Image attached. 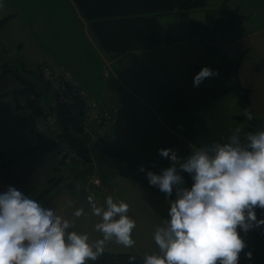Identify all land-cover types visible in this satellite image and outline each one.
<instances>
[{
    "label": "crops",
    "instance_id": "1",
    "mask_svg": "<svg viewBox=\"0 0 264 264\" xmlns=\"http://www.w3.org/2000/svg\"><path fill=\"white\" fill-rule=\"evenodd\" d=\"M31 1L19 0L16 6L20 9L11 7L15 8L22 16V20L19 19L20 21L16 24V28L19 30L24 29L30 23L29 19L25 21L24 16L31 6ZM67 2L71 7H74L77 17L82 22L81 34L85 48L72 50L74 47L68 46L64 43L66 41H62L59 36L54 34L55 28L53 25H60L61 18L64 19V16H62L63 9H60L56 11L58 14L54 22L48 21L47 24L41 26L44 30L49 25V32L43 35L40 34V36L43 43L47 41L52 44L41 54L38 64L41 66L47 58L65 64L79 78L93 98L101 101L109 100L118 107L120 118L124 120V126L114 139L117 146L122 147L120 144L126 142L127 137L138 142L139 138L136 136L142 135V141L148 142V138L144 137L153 136L154 143L152 142L148 147L154 146L157 148V154L154 153V156L153 154L151 156V153H153L151 150L149 154H144V157L137 153L135 149L126 148V150L157 166L152 161V157L156 158L159 152L158 149L161 148V136L157 131L159 129L170 135L177 144L179 143L176 148L182 156L187 155L193 148L200 145L215 140L227 139L236 127H240L245 131L244 127L249 123L245 119L238 120L235 118V116L243 114L245 108L239 103L235 91L224 92L228 81L221 72L226 62L235 61L243 51H245V54L238 67V79L241 85L248 89V102L251 113L257 118H264V0H207L205 7L191 9L188 12V17L202 23L206 21L208 9L216 10L220 7L228 10L238 9L240 13L245 15L243 22L238 24L235 29L219 34L214 43H210L200 34H193L190 28L186 27L188 24L185 20L181 19L178 14L172 13L179 16L184 28V32H180L176 36L178 39L154 47L112 53H104L99 48L88 30L86 21L79 14L73 1L67 0ZM15 17H18V13L14 17L11 15L3 26L6 28L10 23L8 21H12ZM249 20L254 21L255 24L245 26ZM70 30L72 37L77 35L76 28L74 31ZM23 44V42L18 44L20 46L18 50H23ZM208 44H215L217 50L215 55L218 56L220 65L211 63L215 59V55L207 48L206 45ZM60 47L62 49L64 47V49L60 50ZM68 49L72 52L80 50L86 55V58L78 59L79 61L70 59L68 56H71V52ZM4 50L6 55L9 56L6 47H4ZM210 55L214 56L209 60ZM14 58L16 62L10 64L3 59V54L0 52V63L6 62L16 69L18 62L23 66L26 65L25 57L15 56ZM14 58L12 57V59ZM98 59L100 63H97ZM204 65H209L218 70V74L205 78L199 86H195L193 76ZM97 77H103V79L111 77L116 84L127 88V91L133 97H136L144 108L146 107L152 111L153 117L151 119L156 125L158 124L157 130H153H156L158 134L145 129L144 122L138 119L133 121V125L131 118L128 117L126 107L115 102L113 97L111 99L99 96L93 90V84L96 83ZM16 85L17 81L11 73L2 75L0 77V94L10 91ZM96 95L98 98H96ZM3 100L10 101V113L5 112L1 102ZM122 109L126 110L123 112ZM22 112L23 110H20L19 113ZM19 113L16 111L15 101L11 95L7 94L0 97V190H5L8 185H14L23 192L35 193L46 203L55 205L58 213L69 218H73L72 214L75 208L83 207L84 214L74 218L76 222L73 227L77 231L87 232L89 239L96 240L100 238L102 233L95 229V224L100 218L91 212L87 196L91 193L98 204H103L108 195H112L114 199H117V186H111V180L108 178L102 180L99 177V163L98 161L96 163V160L93 159L92 167L95 168L97 176L100 178V185L92 183L88 180V177H86V180L82 179L84 182H80L79 176L73 177L70 175L69 179L73 182L71 188L55 191L48 199L45 195L41 196V192L45 189L47 182L54 175V170L59 167V164L45 151L39 150L20 156L23 151L21 147L23 135L21 125L18 122ZM8 117H11V123L6 121ZM140 123L141 125L143 123L144 127H140ZM133 126L134 129L128 130ZM168 140L170 141V139ZM168 140L162 141L167 142ZM16 155L20 157L16 161L10 162V158ZM167 165L168 163L157 168ZM122 177L132 178L133 181H136L133 182L136 184V191L130 190L127 184L124 183L122 200L127 201L130 205L129 215L134 216L131 208H134L138 213L136 218L134 216L136 226L132 234L139 236L144 228L149 231L154 226L147 221L148 224H144L141 215L144 213L145 218L146 215L149 218L151 213L156 212L155 209H160L163 199L169 198L144 186L133 176ZM160 211L162 215L167 213ZM261 211L264 213V210L261 209ZM245 239L247 241L245 251L251 249L253 255L248 258L242 252L239 264H264V227L249 230L245 234ZM106 246L116 249L115 240L109 241ZM136 252L140 253L139 251ZM142 256L144 257V255Z\"/></svg>",
    "mask_w": 264,
    "mask_h": 264
},
{
    "label": "clouds",
    "instance_id": "2",
    "mask_svg": "<svg viewBox=\"0 0 264 264\" xmlns=\"http://www.w3.org/2000/svg\"><path fill=\"white\" fill-rule=\"evenodd\" d=\"M217 74L204 65L193 83L199 86ZM158 151L170 163L159 171L141 168L150 185L166 198L175 193V198L155 228L157 250L146 253L142 264H239L242 252L251 258L245 234L264 226V215L256 211L264 210V126L246 132L236 127L227 139L200 145L184 156L172 147ZM87 200L100 218L95 229L102 236L94 241L73 227L83 207L69 218L35 193L14 185L0 190V264H89L109 241L135 244L136 220L127 201L108 195L98 204L91 193Z\"/></svg>",
    "mask_w": 264,
    "mask_h": 264
},
{
    "label": "trees",
    "instance_id": "3",
    "mask_svg": "<svg viewBox=\"0 0 264 264\" xmlns=\"http://www.w3.org/2000/svg\"><path fill=\"white\" fill-rule=\"evenodd\" d=\"M79 14L86 21L89 32L97 42L99 48L104 53H112L129 49H139L167 44L178 39L172 35L159 21V13H175L191 26H196L204 30H211L220 34L226 33L244 21L245 15L238 9L228 10L220 7L216 10H207L205 22H200L188 17L191 9L202 8L207 5V0H72ZM10 16L4 17L5 22ZM210 51H215V44H208ZM217 52V50L215 51ZM245 54L243 51L235 61H228L224 64L221 72L226 77L228 84L224 92L235 91L238 95L239 103L249 109L248 89L243 87L238 79V67ZM26 69V68H25ZM28 70V69H26ZM32 71V70H28ZM6 73H11L17 81V85L5 93L11 95L15 101L16 111L19 113L18 122L21 125L23 141L22 155H28L34 151H45L48 154H56L58 149V138L63 139L76 150L79 156L84 159V169L92 171V161L97 160L99 166L105 168H115L121 176H133L140 183L151 190L165 196L157 187L150 185L146 177L145 169L159 171L152 162H143L142 159L130 151L117 146L113 140L106 135L97 142L88 145L86 136L73 126L67 115L65 108H54L53 100L49 96L53 92L48 84L41 77L33 79L27 77L14 66L6 62L0 63V77ZM41 74V70H40ZM47 92L50 95H47ZM57 103V102H56ZM26 111V112H24ZM53 112L56 115L55 125L61 134L47 132L43 135L35 134L32 140H28L34 121L42 118L46 113ZM238 120L246 119L244 114L235 116ZM245 131H255L258 128L252 125L244 127ZM98 152V154L96 153ZM19 155L10 158V162L16 161ZM73 164H59L55 168L54 175L49 179L41 196L50 198L53 192L63 188L69 189L73 182L70 175L77 177L80 171L84 170ZM188 183L190 177L185 173ZM166 197V196H165ZM175 193L169 199H174ZM257 215H264L260 208L256 209ZM264 227V226H263ZM135 256V261H130L129 257ZM143 256L138 252L118 251L117 249H105V251L89 264H142Z\"/></svg>",
    "mask_w": 264,
    "mask_h": 264
},
{
    "label": "rangeland",
    "instance_id": "4",
    "mask_svg": "<svg viewBox=\"0 0 264 264\" xmlns=\"http://www.w3.org/2000/svg\"><path fill=\"white\" fill-rule=\"evenodd\" d=\"M25 1V0H24ZM28 1V0H26ZM44 1V3H43ZM32 0L31 1V6L28 8L26 15L24 16L25 21L27 19L30 20V23L26 25V27L22 30H19L16 28V24L20 21L19 19L22 20L21 14L15 9L18 8L16 5H18L19 0H3L2 6H0V52L3 54V59L5 61H8L10 64H14L15 61V56H21L26 58V65H22L20 62L17 63V69L27 77H32L33 79L39 77L42 78V75L40 74V64H38V59L41 56V54L48 49L49 46H51L52 43L45 41L43 43L42 37L40 34H46L49 32V25L42 30L41 26L43 24H47L49 22H54V19L56 18V11H59L60 9H63V15L64 19L61 18V24L60 25H53L54 29V34L56 36H59L62 41L68 46H71L75 50V48L81 49L85 48V44L83 42L82 34H81V29H82V22L80 19L77 17L75 13L74 7L70 6L67 2V0ZM15 7V8H11ZM20 9V8H18ZM18 13V17L15 19H12L9 25L5 28L3 26L4 22H2L4 17L11 16L14 17V15ZM158 19L161 22V24L171 32L172 35L177 36L179 35L178 33H183L184 28L183 25L181 24V20L179 16L173 15L172 13H159ZM18 20V21H17ZM255 24L254 21H248L245 26H250ZM76 28L77 35L72 37L71 30L74 31ZM34 40V41H32ZM20 42H23V50H18L20 46L18 45ZM43 43V45H42ZM42 45V46H41ZM38 46H41L40 48ZM207 46V45H206ZM4 47H6L7 53L9 56L6 55V52L4 50ZM208 48V47H207ZM64 49V47H63ZM62 47H60V50H63ZM69 50V49H68ZM71 52V56H68L70 59L77 60L78 59H85L86 55L81 52L80 50H76L75 52ZM68 51V52H69ZM216 51V50H215ZM215 51H212V53L215 55ZM213 55V56H214ZM212 55H210L209 60L213 58ZM12 57L14 59H12ZM215 59L211 61L212 64L215 65H220L218 62V56H214ZM19 60V59H18ZM96 62V61H95ZM99 59H98V62ZM32 70V71H28ZM87 72V71H86ZM96 83L93 84V90L96 91V93L103 98H114L115 102L121 103L123 107H126L127 109V114L128 117L131 118V123L133 124V121L135 120H140L144 122L145 124V129L149 131H154L155 134L160 133V146L161 147H172L177 150L176 146L177 142L173 141L172 137L170 135H167L162 129L157 130L158 124L156 125L151 117L152 116V111H150L148 108H144L143 105L138 101L136 97H133L128 91L127 88L120 86L116 84L115 80L112 79L111 77L106 79L103 77H97ZM47 95H50L49 92H47ZM97 96V95H96ZM98 98V96L96 97ZM49 99L54 101V98L52 96H49ZM2 106H4V110L6 113H10V101L8 100H3ZM122 111L124 112V110ZM131 109V110H130ZM120 114V113H119ZM137 117V118H136ZM11 117H8L6 121L8 123H11ZM134 125V124H133ZM144 127L143 123L140 127ZM134 129V126L131 128H128V130ZM144 129V130H145ZM156 129V130H153ZM86 136V135H85ZM127 137V136H126ZM139 138L138 142L131 139V138H126V142H123L120 144V146L124 147V149H135L137 153H140L142 157H144V154H149L150 150L153 151L151 153V156L154 153L157 154V148L154 146H151L150 148L148 147L149 145L154 143V138L153 136H146L144 138H148V142L142 141V135L136 136ZM90 139V138H89ZM151 139V140H150ZM170 139V141L168 140ZM162 140H168L167 142H163ZM87 141H89L87 139ZM157 141V140H155ZM90 142V141H89ZM116 143H119L118 141H115ZM156 151V152H155ZM98 154V152L96 151ZM143 162H146V160L143 158ZM152 161L155 162L157 165L156 167L170 163L169 159L163 157L160 155L158 152V155L156 158L152 157ZM97 163V160H96ZM98 175L101 177L102 180H106L107 178L111 180V186L116 185L118 189L117 193V199L120 200L124 196V183L127 184L128 188L132 191H136V184L133 182L134 179L129 178L126 179L122 177L118 171L115 168L109 167H99L98 166ZM90 175V171H85L82 170L80 172L79 179L80 182H84L82 179H87ZM122 183V184H121ZM120 198V199H119ZM163 198V197H161ZM137 201L136 199H134ZM164 201L161 202L160 209H155L156 212H153L148 216L146 215V218L144 216V213L141 215V217L144 219V224H148L147 222L153 224L154 226L151 228V230L147 231L146 228L143 229L141 232V235L135 236L133 235V238L135 240V244L127 247L122 244L116 243L115 242V247L118 251H125V252H136L139 251L142 253L141 255H145L146 253H150L152 251L157 250V245L156 242L154 241V231L157 225L162 224L163 220L165 219L166 214H161V211L167 212V209L169 207V203L171 199H163ZM130 209V208H129ZM133 211V214L135 218L138 216V213L134 208H131ZM159 215V216H158ZM134 217L133 215H130ZM149 220V221H148ZM151 220V221H150ZM147 221V222H146ZM147 231V232H146ZM94 241V239H90ZM105 249H110L109 246H106Z\"/></svg>",
    "mask_w": 264,
    "mask_h": 264
},
{
    "label": "built area",
    "instance_id": "5",
    "mask_svg": "<svg viewBox=\"0 0 264 264\" xmlns=\"http://www.w3.org/2000/svg\"><path fill=\"white\" fill-rule=\"evenodd\" d=\"M43 81L50 86L56 99L55 109L59 107L67 110V115L72 123L84 134L90 143L97 142L102 136L113 137L120 130L124 121L118 116L117 107L110 101H101L92 98L79 79L64 64L47 59L41 69ZM55 114H45L34 121L33 128L28 135L32 140L35 134L52 132L60 133L55 125ZM90 138V139H89ZM58 158L66 162H82L79 155L68 149L63 141H60ZM94 181L98 180L94 178Z\"/></svg>",
    "mask_w": 264,
    "mask_h": 264
},
{
    "label": "water",
    "instance_id": "6",
    "mask_svg": "<svg viewBox=\"0 0 264 264\" xmlns=\"http://www.w3.org/2000/svg\"><path fill=\"white\" fill-rule=\"evenodd\" d=\"M191 31L196 34H201L202 36H204L207 40H209L210 42H214L215 38L217 37L218 33H213L211 31L208 30H204L202 28H192ZM245 115H246V121H248V123L254 127L260 128L262 126H264V118H257L255 117L251 111L249 109L246 108L245 111Z\"/></svg>",
    "mask_w": 264,
    "mask_h": 264
},
{
    "label": "bare ground",
    "instance_id": "7",
    "mask_svg": "<svg viewBox=\"0 0 264 264\" xmlns=\"http://www.w3.org/2000/svg\"><path fill=\"white\" fill-rule=\"evenodd\" d=\"M248 122V121H247ZM254 127V126H253ZM80 157V156H79ZM80 159L82 160V162L83 163H87L84 159H82L81 157H80Z\"/></svg>",
    "mask_w": 264,
    "mask_h": 264
}]
</instances>
